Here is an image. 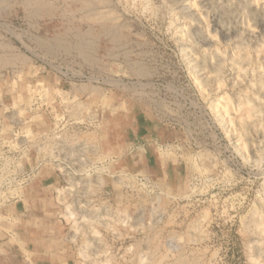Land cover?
I'll list each match as a JSON object with an SVG mask.
<instances>
[{
	"label": "rangeland",
	"instance_id": "374dc122",
	"mask_svg": "<svg viewBox=\"0 0 264 264\" xmlns=\"http://www.w3.org/2000/svg\"><path fill=\"white\" fill-rule=\"evenodd\" d=\"M26 1L0 0V264H264V0H103L96 62L77 0Z\"/></svg>",
	"mask_w": 264,
	"mask_h": 264
},
{
	"label": "bare ground",
	"instance_id": "6f19581e",
	"mask_svg": "<svg viewBox=\"0 0 264 264\" xmlns=\"http://www.w3.org/2000/svg\"><path fill=\"white\" fill-rule=\"evenodd\" d=\"M79 2V5H81V7L84 9V13L85 16L88 17L90 20L93 21L94 26L92 28H90L87 31H76V36H77V40L74 42L75 44V48L77 49V51L80 52V54L84 57V59H86L88 62H96L95 61V56L92 55L91 53V45L93 44L94 40H95V36H97V31H99L98 33H101L103 35H106L109 37L110 41L113 43V45L115 47H117V45L122 44V39H123V35H122V28L121 27V23L118 24L116 18L112 15V14H108V13H104L102 11H99L96 7L98 5H100L103 0H77ZM76 1V2H77ZM25 2V1H24ZM28 4L31 5L32 9L31 13L32 16L34 17V15L36 14H43V13H50L53 10V6H51L49 3H47L46 0H27L26 1ZM52 2V1H51ZM55 2V1H54ZM53 3V2H52ZM54 4V3H53ZM29 6V5H28ZM27 7V6H25ZM24 7V8H25ZM30 8V7H29ZM27 12V10H26ZM34 14V15H33ZM31 15V14H30ZM42 16V15H41ZM40 18V17H39ZM66 36H60L58 37V39H56L55 41H53L54 43H52L51 45H48L49 47H51V49H56L59 47H66V40H65ZM69 39V38H67ZM3 42V41H2ZM72 43V42H71ZM49 44V43H48ZM45 45V44H44ZM47 45V44H46ZM6 46V45H5ZM70 46V45H69ZM74 47V46H73ZM69 48V47H67ZM72 48V47H71ZM73 49V48H72ZM4 50V49H3ZM7 50H9L7 48ZM68 50V49H67ZM113 50V49H112ZM5 51V50H4ZM10 51V50H9ZM57 51V50H56ZM70 51V49H69ZM7 52V51H6ZM12 52V51H11ZM10 54L7 52L6 53H2L0 51V68L2 69V67H4L7 64H14L15 62H17L18 60H21V57H19L18 55H14V53ZM50 52V51H49ZM116 54V53H115ZM133 54V53H132ZM131 57V56H130ZM23 59V58H22ZM132 59V58H131ZM130 59V60H131ZM26 60V59H25ZM24 60V61H25ZM19 62V61H18ZM93 64V63H92ZM99 64V63H98ZM136 65V64H135ZM141 65V64H140ZM136 65L133 70L135 73L137 74H142L145 70L144 68H142L141 66ZM16 66V65H15ZM0 69V70H1ZM146 72V71H145ZM144 72V73H145ZM143 73V74H144ZM255 206V205H254ZM253 211V210H252ZM261 213V212H260ZM258 222V221H257ZM259 223V222H258ZM263 223L261 225H263L264 228V221L260 222ZM257 225V224H256ZM259 225V224H258ZM257 225V226H258ZM260 227V226H258ZM261 233V232H260ZM260 237V236H259ZM263 237H264V229H263ZM264 240V239H263ZM264 244V243H263ZM256 262V261H255Z\"/></svg>",
	"mask_w": 264,
	"mask_h": 264
},
{
	"label": "crops",
	"instance_id": "0c3cea01",
	"mask_svg": "<svg viewBox=\"0 0 264 264\" xmlns=\"http://www.w3.org/2000/svg\"><path fill=\"white\" fill-rule=\"evenodd\" d=\"M19 206H20V204H19ZM48 214H50V213H48ZM28 221V226H31L32 228H34V222L36 221L34 218L33 219H28L27 220ZM38 228V227H37ZM35 229V228H34ZM32 233H34V232H32Z\"/></svg>",
	"mask_w": 264,
	"mask_h": 264
}]
</instances>
